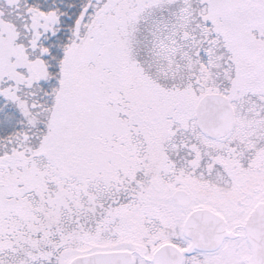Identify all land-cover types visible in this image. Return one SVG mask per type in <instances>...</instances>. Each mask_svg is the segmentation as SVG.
Segmentation results:
<instances>
[{"label": "snow or ice", "instance_id": "obj_1", "mask_svg": "<svg viewBox=\"0 0 264 264\" xmlns=\"http://www.w3.org/2000/svg\"><path fill=\"white\" fill-rule=\"evenodd\" d=\"M0 264H264V0H0Z\"/></svg>", "mask_w": 264, "mask_h": 264}]
</instances>
